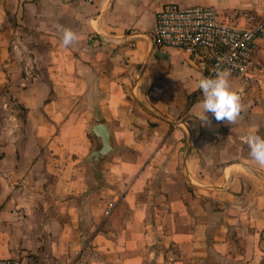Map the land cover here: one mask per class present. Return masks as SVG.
Returning a JSON list of instances; mask_svg holds the SVG:
<instances>
[{"label": "crops", "instance_id": "crops-1", "mask_svg": "<svg viewBox=\"0 0 264 264\" xmlns=\"http://www.w3.org/2000/svg\"><path fill=\"white\" fill-rule=\"evenodd\" d=\"M169 3L212 6L240 25V11L264 17V0H0V85L34 125L26 135L18 124L10 130L17 136L3 143L0 257L23 264H264V168L248 145L244 161H192L199 138L211 159L223 135L264 136V42L253 80L230 75L241 95L237 122L211 112L204 122L197 80L207 77L205 64L151 40L157 13ZM63 28L78 36L67 48ZM27 38L46 43L30 50L46 59L33 64V81L24 75ZM100 122L110 127L114 151L97 164L96 188L88 157L101 143L89 127ZM180 150L188 157L173 161ZM220 166V186L203 195L196 185L207 187L209 168ZM202 196L218 208L205 207ZM113 200L117 207L106 216Z\"/></svg>", "mask_w": 264, "mask_h": 264}, {"label": "built area", "instance_id": "built-area-1", "mask_svg": "<svg viewBox=\"0 0 264 264\" xmlns=\"http://www.w3.org/2000/svg\"><path fill=\"white\" fill-rule=\"evenodd\" d=\"M235 18L242 19L244 25L228 21L212 6L169 3L157 13L151 40L157 48L180 49L200 60L207 77L228 70L232 76L251 81L259 69L255 55L264 42V17L243 10ZM260 70L264 73V68ZM116 207L117 201H110L105 215L110 216ZM0 264H23V260L0 257Z\"/></svg>", "mask_w": 264, "mask_h": 264}, {"label": "rangeland", "instance_id": "rangeland-1", "mask_svg": "<svg viewBox=\"0 0 264 264\" xmlns=\"http://www.w3.org/2000/svg\"><path fill=\"white\" fill-rule=\"evenodd\" d=\"M24 42L26 43V47H25V53L22 55L23 58V62L25 64V66L29 67L30 71H25L24 75L30 79L31 81H33V75H35L38 71L37 68H35V66L37 65V63H44L46 61V59H43L41 56V60L37 59V55L33 54L30 50H33L32 45L34 46V49L39 47L41 45H46V43L42 42V43H37V39L35 38H27L24 39ZM43 47V46H42ZM41 49V48H40ZM35 66H34V65ZM5 95L6 101H0V174L2 173V169L5 167H7V165H4V159L6 158V152L3 150V143L6 142L8 139H13L14 137L17 136V134L13 135L10 130L13 128H18V124L21 127L22 130H24L26 128V135L28 133V130L31 131V128L34 126L33 123L28 124V119H27V110L22 107V105H20L19 103L15 102V100H13V98H9V95H11L10 90L8 89V86L5 84H1L0 85V95ZM30 120H32V118L30 117ZM215 138V136H214ZM221 140L217 142V148L218 150H215L214 153L217 155H214L211 159H206L204 156H202L203 152L200 150L199 148V144L200 142H202V140L197 139L196 143H195V147H196V151H194V157H192V161H244L243 160V154L245 153L244 149H243V144L245 143L244 140L238 138L235 136L234 140H229L228 138H226L224 135L220 138ZM188 152L184 151V150H180L176 153L173 154V161H182L183 158H187L188 157ZM246 155H248V153L246 152ZM17 159V158H16ZM15 161V160H14ZM17 161V160H16ZM224 162H221V164L223 165ZM16 162L15 164H13L12 167H16ZM91 168L93 169V175L95 176V181H98L99 184L97 185L96 183L94 184V187L96 188H101V183L102 180H99L102 177V172L99 169L98 165L93 168L91 166ZM209 172L207 173V177L208 178H214L213 181H202L204 182V185H207V187H201L199 185H196L197 187L200 188L201 191H199L200 193H202L203 195H209L210 193L208 192V186H214V185H219V180L220 177L218 175H221L222 172V168L220 167H216V168H209ZM176 177V176H175ZM177 178V177H176ZM180 179L183 180V177L180 176ZM174 183L171 182L170 185H173ZM175 185V184H174ZM201 203L206 207H209L210 209H217L218 208V203L210 198V197H206V196H202L200 197ZM216 217H214V221L216 222L219 217L220 214H215ZM91 245L87 244L85 248L89 247ZM172 253H176L177 250L176 248H170ZM160 251V250H159ZM79 256V255H78ZM151 264L154 263V260H152L150 262Z\"/></svg>", "mask_w": 264, "mask_h": 264}, {"label": "clouds", "instance_id": "clouds-1", "mask_svg": "<svg viewBox=\"0 0 264 264\" xmlns=\"http://www.w3.org/2000/svg\"><path fill=\"white\" fill-rule=\"evenodd\" d=\"M77 34L70 28H63L61 46L69 47L77 42ZM197 87L201 90L203 99L198 105L208 122V113L214 114L217 121H227L235 124L242 110L241 95L230 80L228 70H217L212 77H199ZM249 148L251 160L264 168V136L252 131L244 138Z\"/></svg>", "mask_w": 264, "mask_h": 264}, {"label": "water", "instance_id": "water-1", "mask_svg": "<svg viewBox=\"0 0 264 264\" xmlns=\"http://www.w3.org/2000/svg\"><path fill=\"white\" fill-rule=\"evenodd\" d=\"M90 133L94 134L100 141L99 149L94 150L88 157V161L93 168H95L101 157L109 155L114 151L111 141V130L107 123L100 122L89 127Z\"/></svg>", "mask_w": 264, "mask_h": 264}]
</instances>
